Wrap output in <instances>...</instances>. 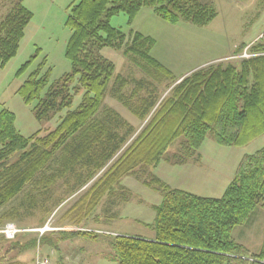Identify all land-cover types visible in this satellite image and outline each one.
I'll return each instance as SVG.
<instances>
[{
  "label": "trees",
  "instance_id": "16d2710c",
  "mask_svg": "<svg viewBox=\"0 0 264 264\" xmlns=\"http://www.w3.org/2000/svg\"><path fill=\"white\" fill-rule=\"evenodd\" d=\"M25 1L8 0L10 13L0 23V68L17 57L34 18ZM146 8L171 25L187 22L205 27L218 16L205 0H75L66 20L71 37L65 56L72 72L51 83L52 70H44L45 59L18 91L26 105L35 104L34 114L40 122H50L64 111L67 114L54 130L25 137L16 127L14 113H0V209L29 186L53 187L66 180L70 191L77 192L102 172L61 219L81 229L67 237L95 238L96 232L86 229L97 221L95 214L105 198L125 191L122 183L126 178L155 169L164 160L184 165L208 136L223 147L243 148L264 135V40L251 47L257 56L214 63L176 84L173 72L151 56L155 40L136 33L125 55L155 82L170 80L169 88H174L157 109L160 99L151 94L131 107L141 120L154 113L117 156L128 141L98 119L116 72L115 64L102 51L128 45L127 35L111 25L112 18L126 14L132 25ZM248 46L243 43L234 53ZM41 52L39 49L38 55ZM36 59L27 62L17 76L22 77ZM115 83L120 85L117 95L121 97L128 82L118 77ZM78 97L81 101L73 109ZM181 139V150L166 159L169 149ZM60 152L61 166L46 175ZM73 174L74 178H67ZM143 183L163 195L151 225L155 237L117 236L112 244L119 264H261L264 260V243L258 254H252L233 237L236 227L248 225L256 210L264 209V148L241 160L219 199L172 188L157 177ZM37 244L34 239L24 250Z\"/></svg>",
  "mask_w": 264,
  "mask_h": 264
},
{
  "label": "rangeland",
  "instance_id": "374dc122",
  "mask_svg": "<svg viewBox=\"0 0 264 264\" xmlns=\"http://www.w3.org/2000/svg\"><path fill=\"white\" fill-rule=\"evenodd\" d=\"M74 1L26 0L24 5L34 18L26 29L17 57L5 68H0V113L4 110L14 113L16 127L25 137L54 130L67 114L64 111L50 122H40L34 114L35 104L26 105L18 91L45 59L47 66L44 70H52L51 83L72 72L71 62L65 54L71 37V30L66 26L68 8ZM258 5L243 0H230L229 4L216 1L218 17L205 27L187 22L171 25L150 8L143 9L132 25L129 24L126 14L112 18L111 25L127 35L128 45L122 49L106 48L102 51V55L115 64L116 72L98 119L108 124L112 133L119 134L128 141L117 156L136 138L154 113L146 120H141L134 115L131 107L137 106L140 98L151 94L160 99L157 109L174 88H169L170 80L161 84L155 82L146 71L136 65L132 57L125 55L134 34L141 33L155 40L151 56L171 70L178 79L176 84H179L199 69L221 61H232L228 59L235 54V45H252L254 38L251 37L264 29V6ZM11 7L8 0H0V23L9 15ZM39 49L42 51L40 55ZM35 56L37 59L28 71L18 77L19 70ZM118 77L128 82L121 97L117 95L120 85L115 83ZM134 91L138 96H133ZM80 101L81 97H78L73 109ZM181 142L183 139L169 149L166 159L174 157L181 150ZM263 148L264 135L243 148L223 147L208 136L200 151L187 164L173 165L164 160L155 169L140 170L138 174L126 178L122 183L125 191L105 198L95 214L97 221L90 223L86 229L96 232V237L81 236L78 242H74L75 246L86 247L81 255L84 260H72L67 264H119L112 244L117 236H139L146 239L155 237V230L151 225L156 218L155 207L162 203L163 195L147 188L144 181L157 177L172 188L204 198L219 199L234 178L241 160ZM62 158L60 152L46 175L52 174L61 166ZM101 174L102 172L77 192L70 191L71 186L66 180H60L53 187L29 186L11 203L0 209V228L13 222L29 230L43 228L47 224L58 229L49 230L43 236L37 232L22 234L13 241L0 236V264H37L38 253L44 258V243L41 244L44 236L62 233V229H79L76 225L61 222V219ZM73 176L74 174L67 178L72 179ZM233 237L252 254H258L264 243V209L256 210L248 225L236 227ZM34 239L38 242L36 248L24 250L29 248L28 244Z\"/></svg>",
  "mask_w": 264,
  "mask_h": 264
},
{
  "label": "crops",
  "instance_id": "0c3cea01",
  "mask_svg": "<svg viewBox=\"0 0 264 264\" xmlns=\"http://www.w3.org/2000/svg\"><path fill=\"white\" fill-rule=\"evenodd\" d=\"M205 1L209 5H211L216 11H217L216 6H215L216 1L218 3H222L223 1H225V3H228V4L230 3V0H205ZM243 1L255 4V5L259 4L258 6H262V7L264 6V0H243ZM263 34H264V29L258 31L256 34H254L251 37V38H254L252 39V42H254L256 39L258 40ZM236 48H237V45H235V49ZM231 182L229 183V185L231 184ZM66 228H69V227H66ZM62 232L63 233H59V234L51 233V234H48L47 236H44V259H49L50 264H67V262H70L72 260H77L78 262H82L84 259L81 257V255H82V252L86 251V247H83L81 245H78V246L74 245V242H78L81 236L79 235V236H74V237L73 236L67 237L68 235L67 233L72 232V231L63 230ZM38 257L43 258L41 256V253H38L36 260L38 259Z\"/></svg>",
  "mask_w": 264,
  "mask_h": 264
},
{
  "label": "built area",
  "instance_id": "2783aa9c",
  "mask_svg": "<svg viewBox=\"0 0 264 264\" xmlns=\"http://www.w3.org/2000/svg\"><path fill=\"white\" fill-rule=\"evenodd\" d=\"M264 40V34L257 40ZM256 42V41H255ZM253 42L252 45L255 43ZM252 45L248 46L247 48H245V50L239 54H234L232 55L228 60H249L255 56H257V54H253L251 53V47ZM49 230L52 231H58L57 228H51L49 224H47L45 227L43 228H38V229H33V230H29V229H24L19 227L16 223H7L6 225H4L3 227L0 228V236H3L4 238H6L7 240L13 241L15 240L19 235L21 236L22 234H28V233H33V232H37L40 233L42 236L48 232ZM65 230V229H62ZM73 230V229H70ZM74 231V230H73ZM72 231V232H73ZM80 231V229H77L74 232H78ZM87 231V230H86ZM94 232V231H93ZM259 263L264 264V260L263 261H259ZM37 264H50L49 259H44V258H39L37 259Z\"/></svg>",
  "mask_w": 264,
  "mask_h": 264
}]
</instances>
